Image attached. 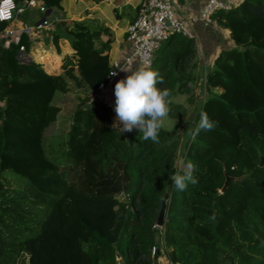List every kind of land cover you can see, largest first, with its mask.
Segmentation results:
<instances>
[{
    "label": "trees",
    "instance_id": "trees-1",
    "mask_svg": "<svg viewBox=\"0 0 264 264\" xmlns=\"http://www.w3.org/2000/svg\"><path fill=\"white\" fill-rule=\"evenodd\" d=\"M43 1L46 9L61 8L62 0ZM213 19L235 46L221 52L206 78L196 127L201 113L214 127L195 138L193 129L182 155L188 169L175 165L179 142L168 131L154 143L138 129L113 128L99 95L112 72L110 30L90 21L57 25L79 57V76L75 68L58 75L22 63L28 42L7 47L0 40V264H157L154 247L170 264H264V0H244ZM7 25L0 23V34ZM53 39L62 53L64 38ZM191 43L175 35L157 52V87L192 79ZM70 83L88 95L74 114L62 171L47 154L46 133ZM224 171L249 177L222 193ZM186 172L197 183L178 192L171 178Z\"/></svg>",
    "mask_w": 264,
    "mask_h": 264
},
{
    "label": "crops",
    "instance_id": "crops-1",
    "mask_svg": "<svg viewBox=\"0 0 264 264\" xmlns=\"http://www.w3.org/2000/svg\"><path fill=\"white\" fill-rule=\"evenodd\" d=\"M36 7H26L22 1L23 13H18L13 22L8 23L3 34L10 33L3 39L8 47L11 43L21 40L28 42L22 63L36 62L46 68L51 74H63L69 68H75L79 76V57L73 53L70 40L64 28L73 22L90 21L97 27H104L111 31L113 42L111 44L110 62L114 64L123 62L132 53V45L127 40V31L136 21L142 0H62L61 8L46 9L43 0H36ZM209 0H180L177 6V16L188 23L193 35L192 47L195 55L191 58L192 71L198 73L206 64L213 69L221 52L233 48L234 42L228 29H224L212 19L206 25L200 15ZM229 8L237 7L244 0H222ZM44 20L51 23L50 27L38 29ZM60 34L64 39L62 53H58L53 36ZM19 58V56H18ZM20 60V59H19ZM196 65V66H195ZM137 68L121 71L117 82L126 78L130 72ZM196 73V74H197ZM71 86V83H70ZM166 262V260H165ZM166 264V263H165Z\"/></svg>",
    "mask_w": 264,
    "mask_h": 264
},
{
    "label": "built area",
    "instance_id": "built-area-1",
    "mask_svg": "<svg viewBox=\"0 0 264 264\" xmlns=\"http://www.w3.org/2000/svg\"><path fill=\"white\" fill-rule=\"evenodd\" d=\"M179 3L180 0H142L138 17L127 31V40L133 48L132 53L123 62L114 64L109 81L102 85L99 91L100 100L114 116H116L114 89L121 71L136 66L151 68L157 52L175 35L193 38L188 23L177 16L176 9ZM24 4L26 7H36L37 1L24 0ZM227 9L229 7L224 1L209 0L201 12L200 19L206 25H210L216 12ZM24 11L25 8H19L16 0H0V23L13 22L16 15ZM50 26L51 23L44 20L37 28ZM3 33L0 34V39L10 34ZM24 52L25 48L22 47L19 53L20 61H23ZM158 253L157 248H152L151 258L156 259L157 264H170L164 255L157 258Z\"/></svg>",
    "mask_w": 264,
    "mask_h": 264
},
{
    "label": "rangeland",
    "instance_id": "rangeland-1",
    "mask_svg": "<svg viewBox=\"0 0 264 264\" xmlns=\"http://www.w3.org/2000/svg\"><path fill=\"white\" fill-rule=\"evenodd\" d=\"M18 6L19 8L24 7L22 4ZM205 68L207 69L202 68L198 73L196 72L197 74L195 72L190 74L192 79L185 85H177L172 89L167 88L171 93L169 98L171 103L169 116L162 130L168 131L171 138L179 142L175 162L179 169H188L183 164L182 155L185 152L187 142L192 137L193 129L197 125V118L202 110L204 101L208 97L205 83L212 68L210 64H206ZM87 95V91L84 88L77 87L74 83H71L70 93L59 95L56 99V104L61 108V113L58 121L46 133V151L51 159L60 163L62 171L67 165L64 154L68 136L71 132L73 117L79 106L84 104ZM89 104L90 100L85 107L89 106ZM112 120L113 124L117 123L116 116L113 115ZM157 227L161 228L158 222ZM125 258L126 253H123V262ZM25 260L21 264H27L28 259Z\"/></svg>",
    "mask_w": 264,
    "mask_h": 264
},
{
    "label": "clouds",
    "instance_id": "clouds-1",
    "mask_svg": "<svg viewBox=\"0 0 264 264\" xmlns=\"http://www.w3.org/2000/svg\"><path fill=\"white\" fill-rule=\"evenodd\" d=\"M163 81L159 73L150 67L138 66L126 78L115 84V112L117 123L113 125L120 134L134 128L142 133L144 140L159 142V133L165 127L170 111V91L157 87ZM214 122L201 113L193 138L201 131L210 132ZM176 191H185L188 182L197 183L191 172L176 174L171 178Z\"/></svg>",
    "mask_w": 264,
    "mask_h": 264
},
{
    "label": "water",
    "instance_id": "water-1",
    "mask_svg": "<svg viewBox=\"0 0 264 264\" xmlns=\"http://www.w3.org/2000/svg\"><path fill=\"white\" fill-rule=\"evenodd\" d=\"M19 1H24V0H19ZM7 105H8V103H7ZM88 107L89 106L87 105L86 108H88ZM263 165H264V159L262 160L261 166H263ZM224 172H225V176H226V182H225L224 188L222 189V193H224L227 190L229 184L232 181H235V182H237V181H243V180H245V179H247L249 177L248 175H246V176H243L241 178H233V177H230L226 173V171H224ZM165 216H166V197L164 198V200L162 202L161 211H160V214H159V217H158V224H159L160 227H162L164 225ZM118 260H120V257L119 256H118Z\"/></svg>",
    "mask_w": 264,
    "mask_h": 264
}]
</instances>
